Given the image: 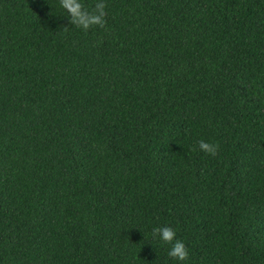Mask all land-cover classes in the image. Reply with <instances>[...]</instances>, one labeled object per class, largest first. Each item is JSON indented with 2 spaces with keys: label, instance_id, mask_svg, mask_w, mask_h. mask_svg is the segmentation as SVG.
Masks as SVG:
<instances>
[{
  "label": "trees",
  "instance_id": "trees-1",
  "mask_svg": "<svg viewBox=\"0 0 264 264\" xmlns=\"http://www.w3.org/2000/svg\"><path fill=\"white\" fill-rule=\"evenodd\" d=\"M105 3L0 0V264H264V0Z\"/></svg>",
  "mask_w": 264,
  "mask_h": 264
},
{
  "label": "clouds",
  "instance_id": "clouds-1",
  "mask_svg": "<svg viewBox=\"0 0 264 264\" xmlns=\"http://www.w3.org/2000/svg\"><path fill=\"white\" fill-rule=\"evenodd\" d=\"M59 7L63 10V16H66L69 22L84 30L92 26H102L105 24L106 3L105 0H95L91 8L86 7L84 0H59ZM199 150L215 154L216 145L203 139L197 141ZM153 237L162 242H170L168 256L174 257L178 261H184L188 256V250L185 242L175 238V230L170 225L155 226L152 228Z\"/></svg>",
  "mask_w": 264,
  "mask_h": 264
}]
</instances>
